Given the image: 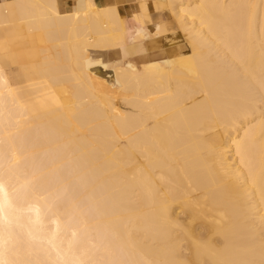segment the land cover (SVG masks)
I'll return each mask as SVG.
<instances>
[{
    "label": "bare ground",
    "instance_id": "obj_1",
    "mask_svg": "<svg viewBox=\"0 0 264 264\" xmlns=\"http://www.w3.org/2000/svg\"><path fill=\"white\" fill-rule=\"evenodd\" d=\"M0 52V264H264V0H0Z\"/></svg>",
    "mask_w": 264,
    "mask_h": 264
},
{
    "label": "rangeland",
    "instance_id": "obj_2",
    "mask_svg": "<svg viewBox=\"0 0 264 264\" xmlns=\"http://www.w3.org/2000/svg\"><path fill=\"white\" fill-rule=\"evenodd\" d=\"M136 1L137 0H129L128 2H126L124 4L134 3ZM124 4H121V5H124ZM166 6H167V8H166ZM166 6L162 9V11L160 13V19L164 20L169 26H171L173 28L172 31L174 33H179L181 31L180 28L178 27L179 25H178L174 15L170 12L169 6L168 5H166ZM158 16L159 15L154 13L152 17L155 20V19H157ZM182 36H185V34L182 33ZM0 64H1V66H3L5 71H7L8 75L13 79L18 78V76H20L22 73L21 66L19 64H17L16 62H14L12 57H10L7 54V52H0Z\"/></svg>",
    "mask_w": 264,
    "mask_h": 264
},
{
    "label": "crops",
    "instance_id": "obj_3",
    "mask_svg": "<svg viewBox=\"0 0 264 264\" xmlns=\"http://www.w3.org/2000/svg\"><path fill=\"white\" fill-rule=\"evenodd\" d=\"M74 1L75 0H59V4H60L62 11H68L69 9L71 10L74 6ZM128 1L129 0H95L96 4L98 6H105L107 4H114V3L121 5V4H124Z\"/></svg>",
    "mask_w": 264,
    "mask_h": 264
}]
</instances>
